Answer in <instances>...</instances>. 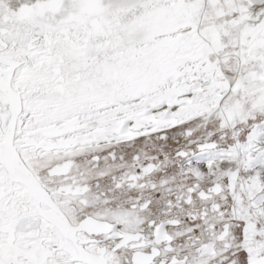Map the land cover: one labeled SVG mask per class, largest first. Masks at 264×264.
Returning <instances> with one entry per match:
<instances>
[{
  "label": "snow or ice",
  "instance_id": "obj_1",
  "mask_svg": "<svg viewBox=\"0 0 264 264\" xmlns=\"http://www.w3.org/2000/svg\"><path fill=\"white\" fill-rule=\"evenodd\" d=\"M0 264H264V0H0Z\"/></svg>",
  "mask_w": 264,
  "mask_h": 264
}]
</instances>
